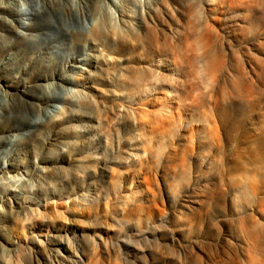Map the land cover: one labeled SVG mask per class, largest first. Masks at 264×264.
<instances>
[{
	"label": "bare ground",
	"instance_id": "bare-ground-1",
	"mask_svg": "<svg viewBox=\"0 0 264 264\" xmlns=\"http://www.w3.org/2000/svg\"><path fill=\"white\" fill-rule=\"evenodd\" d=\"M22 1L0 0V14L8 15L0 18V39L14 34L22 44L55 32L57 23L45 46L94 52L81 59L85 67L74 61L79 73L58 113L36 123V131L54 130L52 157L41 156L33 172L21 175L11 164L0 175V192L17 196L16 207L0 205V221L20 227L18 237L31 219L51 233L44 241L19 237L24 262L96 264L97 245L82 231L96 214L113 222L106 231L122 233L127 254L145 264H164L162 250L173 256L177 248L184 260L172 264H264V0ZM25 5L31 20L43 21L27 23L34 34L19 33L15 16L29 20ZM63 82L66 75L57 88ZM50 85L38 88L49 93ZM96 136L104 146L93 143ZM83 146L92 151L80 155ZM54 188L72 196L69 206H56L73 225L59 221L55 207L49 224V207L38 209ZM30 193L44 197L26 201ZM191 235L214 236L213 260L193 253ZM1 244L6 264L11 248Z\"/></svg>",
	"mask_w": 264,
	"mask_h": 264
},
{
	"label": "rangeland",
	"instance_id": "rangeland-1",
	"mask_svg": "<svg viewBox=\"0 0 264 264\" xmlns=\"http://www.w3.org/2000/svg\"><path fill=\"white\" fill-rule=\"evenodd\" d=\"M59 1L62 2V0ZM20 2L24 3L22 0ZM24 12L27 14L29 20L15 16L16 22L23 24V28L19 29V33L22 34L26 31V33L34 34V32L28 29L27 23L31 22L35 25H40L43 21L40 16L31 20L33 18V12L28 11L26 5L24 6ZM0 18L8 19V15L0 14ZM53 25V30L55 32L59 31V25L57 23H53ZM55 32L49 33L46 31L40 36L34 35L32 39H27L22 44L17 41V36L14 34L10 35L9 40L0 39V91L3 94L0 92V175L5 171L8 172L7 170L11 164L15 165L14 169L21 175H24L25 172H33L43 165V162L39 159L41 156L51 155L52 157L54 153L52 143L56 139L54 130L36 131V127L38 126L36 123L38 121H46L58 113L62 107V103L60 102L61 97L68 94L75 84V79L79 73L74 61L77 60L80 67H85L81 59L86 58V56L89 57L90 54L94 53L88 45L81 47L79 50H75L74 48L72 51H67L62 46L53 48L54 43L45 46L43 42L48 41L50 36L57 35ZM0 34H2V21L0 22ZM8 41L15 42L17 46L10 48ZM48 53L52 55L49 58L47 57ZM38 62L41 63V66L39 65L37 67L36 64ZM63 75L67 76V82L61 83L60 87L57 88V85L60 83V77H63ZM45 82L51 84L48 87L49 93L45 92L47 87L38 88L42 87V84ZM107 87L108 85H105V88ZM43 92L49 96V100L46 103L41 102L39 99ZM68 123L70 124L71 121ZM122 131L121 128H117L116 133L120 136ZM80 133L82 136L86 134L83 131ZM33 136L37 137L34 138ZM114 136L116 134H113L111 137L115 138ZM101 139H98L96 136V139L92 138V141L95 145L104 146V140ZM109 146L112 147L111 145ZM67 148L64 144L59 145V151L63 154L66 153L64 150ZM81 149L83 151L80 152V155H85L92 151L87 146H83ZM102 161L99 160L96 168L102 165ZM16 171L9 172V174L15 175L17 174ZM81 186L77 185L74 189L78 190ZM59 189L54 188V191L47 192L48 195L45 197L44 194H41L45 200L37 198L41 195L33 193H30L25 200L37 201L39 199L38 209L42 211H44V206L49 207L51 217L48 220L49 224L54 225L52 221L56 220V216L54 215L56 212L51 210L52 207H55L58 209V220L66 225H73V222L68 219L67 213L65 212L66 209L56 206V203L60 200L67 202V206H69L72 196H62L63 193ZM76 196L79 197L77 193H75L74 197ZM109 196L112 197L113 194L109 193ZM16 197V193L14 192L8 195H3L0 192L1 208L6 211L9 207V202L13 203L16 207ZM26 205H33L35 207L31 202H28ZM19 217L22 216L19 215ZM45 217H47L46 214ZM33 220L35 219L30 220V224L23 222V233L19 234V237L24 240L26 236L29 238L31 234H39L40 239L44 241V236H49L51 233L46 232L38 221ZM18 221H22V218ZM226 223L227 232L229 229L233 231L234 228L230 225L231 221L229 218H227ZM111 224L113 222L110 219L99 218L96 214H91L84 220L83 233L87 237H91L97 245L93 255L96 264H145V260L142 257L135 258L127 254L126 244L119 241L120 236L123 235L122 233L118 234L115 229L114 232L106 231ZM16 230L18 232L22 231L18 226L13 230L11 224H5L0 221V241L3 243L1 245L11 248L10 252H6V255L3 257L4 262L7 261L6 264H14L19 259L24 262L25 259H28L27 252L21 246L24 242L22 243L20 241ZM74 232L72 231L71 234L73 235ZM227 232H224V234ZM71 234L68 235L71 236ZM99 237L102 240L100 244H98ZM9 240L20 241V246H9L10 244L7 243ZM191 241L194 254L208 255L211 260L215 258L219 246L214 236L200 237L198 235H191ZM1 250L2 248H0V254ZM28 253L30 254V252ZM162 254L165 257L164 264H172L174 259L180 262L184 260V252L180 248H177L173 256L165 249L162 250ZM24 264L28 263L24 262Z\"/></svg>",
	"mask_w": 264,
	"mask_h": 264
}]
</instances>
